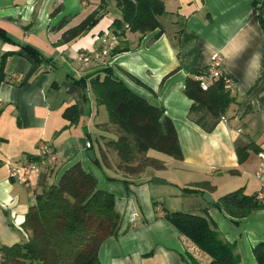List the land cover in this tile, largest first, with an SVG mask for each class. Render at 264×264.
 Returning <instances> with one entry per match:
<instances>
[{
	"label": "crops",
	"instance_id": "0c3cea01",
	"mask_svg": "<svg viewBox=\"0 0 264 264\" xmlns=\"http://www.w3.org/2000/svg\"><path fill=\"white\" fill-rule=\"evenodd\" d=\"M160 1L163 32L156 37L157 31L140 34L125 25L119 34L113 27L121 19L115 0H0V64L6 57L0 65V248L26 240L22 224L36 196L80 163L95 175L99 189L114 196L121 218L118 234L99 248L100 264H207L208 256L166 220V212L178 211L206 216L232 246L238 264H257L252 249L264 242V209L234 219L215 204L239 189L247 196L257 194L264 183V175L256 176L264 165V30L259 23L264 0ZM99 8L100 17L87 33L62 40ZM112 38L107 55L86 65L76 60L81 53L101 51ZM25 47L37 51L40 61ZM213 55L222 61L219 70L231 84L226 90L234 102L222 116L226 122L206 133L187 117L192 101L183 86L187 77L194 78L187 69L205 75ZM103 69L163 106L174 124L182 160L150 150L147 155L162 161L164 169H147L135 179L95 164L100 162L99 137H109L98 127L107 123L108 114L97 105L90 79H104ZM72 106L79 113L75 124L64 116ZM40 141L53 149L57 162L31 173L22 184L11 176L12 168L36 162ZM237 148H247L241 164ZM155 178L165 183L155 184ZM203 182L214 189L183 193Z\"/></svg>",
	"mask_w": 264,
	"mask_h": 264
},
{
	"label": "trees",
	"instance_id": "16d2710c",
	"mask_svg": "<svg viewBox=\"0 0 264 264\" xmlns=\"http://www.w3.org/2000/svg\"><path fill=\"white\" fill-rule=\"evenodd\" d=\"M254 2L256 4L259 0ZM115 3L121 19L115 20L113 27L120 30L119 34H124V25L131 32L146 34L157 31L156 37L162 34V23L158 20L164 13L162 1L115 0ZM58 11L59 8L51 15ZM99 17L100 8L81 24L66 31L62 40L69 42L87 33ZM259 19L264 30V17L259 16ZM24 50L36 62L40 61L37 51L29 47ZM5 58L4 55L1 59V67ZM187 71L194 76L187 77L183 86L185 96L192 101L187 117L204 132L211 133L234 98L226 90L222 77L214 80L203 91L198 79L201 72L193 69ZM103 72L104 79L99 76L90 79L97 105L104 106L108 114L107 123L98 127L109 137H99L100 162L95 161V164L101 163L105 169L120 173L126 179H135L147 169H164L162 161L147 155L150 150L182 160L183 154L174 124L165 115L163 106H151L148 100L114 79L108 69H103ZM128 76L152 92L139 80ZM64 116L75 124L79 113L72 106L65 111ZM236 153L239 164L243 163L247 157V148H237ZM213 189L209 183L203 182L196 184L195 190L184 189L183 193ZM256 195H244L243 190L239 189L222 196L215 206L231 218H245L254 210L264 209ZM115 201L111 193L98 188L94 174L86 171L80 163L71 165L56 184L36 196V204L29 208L22 224L26 240L11 247L0 248L3 259L1 264H100V246L108 238L116 236L121 228ZM165 218L183 237L208 256L207 264H238L232 246L206 216L178 211L166 212ZM252 254L257 264H264V242L256 244Z\"/></svg>",
	"mask_w": 264,
	"mask_h": 264
},
{
	"label": "built area",
	"instance_id": "2783aa9c",
	"mask_svg": "<svg viewBox=\"0 0 264 264\" xmlns=\"http://www.w3.org/2000/svg\"><path fill=\"white\" fill-rule=\"evenodd\" d=\"M125 29L129 30V27L125 25ZM115 38H112L110 43H107L101 51H95L91 53H81L76 57V60L79 63L90 64V61L93 58H98L99 56L107 55L114 44ZM221 59L217 55H213L211 64L209 65L207 72L205 75H200L198 77L200 81V88L205 91L208 86L216 79L222 77L225 88L229 89L231 87L230 82L221 75L219 70L221 65ZM220 122H226L224 117L220 118ZM47 143L44 141H40L38 143V154L36 162H29L21 167H13L11 176L13 178H17L20 183L25 184L29 180V176L31 173H39L45 171L53 166H55L57 162V157L55 153L52 151ZM260 157L264 160V155H260ZM264 175V165L259 168L256 172V176L260 179ZM256 199L259 203L264 205V183H261L259 190L257 191ZM2 255L0 252V264H1Z\"/></svg>",
	"mask_w": 264,
	"mask_h": 264
},
{
	"label": "water",
	"instance_id": "95a60500",
	"mask_svg": "<svg viewBox=\"0 0 264 264\" xmlns=\"http://www.w3.org/2000/svg\"><path fill=\"white\" fill-rule=\"evenodd\" d=\"M149 104H150L151 106H154V107H158V106H159L158 101H157L156 99H152V100H150V101H149ZM87 156L89 157L90 160H92V161L95 160L94 153H93L92 150H89V151L87 152ZM153 182H154L155 184H163V183H165L164 181L159 180V179H156V178L153 179ZM203 198H204V200H205L206 202H208V203H212V200L210 199V196H209L207 193H204V194H203Z\"/></svg>",
	"mask_w": 264,
	"mask_h": 264
}]
</instances>
